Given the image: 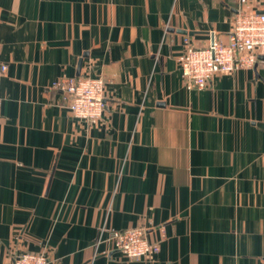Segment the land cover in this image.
I'll list each match as a JSON object with an SVG mask.
<instances>
[{
    "label": "crops",
    "instance_id": "obj_1",
    "mask_svg": "<svg viewBox=\"0 0 264 264\" xmlns=\"http://www.w3.org/2000/svg\"><path fill=\"white\" fill-rule=\"evenodd\" d=\"M264 0H0V264H264V67L185 88ZM101 78L97 124L52 88ZM143 228L152 260L103 242ZM163 229V237L158 231Z\"/></svg>",
    "mask_w": 264,
    "mask_h": 264
},
{
    "label": "built area",
    "instance_id": "obj_2",
    "mask_svg": "<svg viewBox=\"0 0 264 264\" xmlns=\"http://www.w3.org/2000/svg\"><path fill=\"white\" fill-rule=\"evenodd\" d=\"M184 51L179 57L181 74L187 90H204L217 74H231L236 68L264 67V12L237 14L226 45L212 41L205 48H195L184 40ZM1 71L5 66L0 67ZM52 88L62 94L65 107L77 119L95 125L100 120L105 104V83L101 78L78 76L61 77ZM163 237V229L158 230ZM111 250L127 260H152L159 252L160 241L151 242L143 228L110 232L103 240ZM44 252H24L11 264H48Z\"/></svg>",
    "mask_w": 264,
    "mask_h": 264
},
{
    "label": "water",
    "instance_id": "obj_3",
    "mask_svg": "<svg viewBox=\"0 0 264 264\" xmlns=\"http://www.w3.org/2000/svg\"><path fill=\"white\" fill-rule=\"evenodd\" d=\"M260 59H264V57H260Z\"/></svg>",
    "mask_w": 264,
    "mask_h": 264
}]
</instances>
